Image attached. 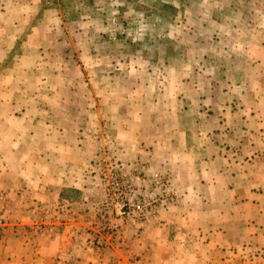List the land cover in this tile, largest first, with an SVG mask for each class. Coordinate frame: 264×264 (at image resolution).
<instances>
[{
  "label": "crops",
  "instance_id": "0c3cea01",
  "mask_svg": "<svg viewBox=\"0 0 264 264\" xmlns=\"http://www.w3.org/2000/svg\"><path fill=\"white\" fill-rule=\"evenodd\" d=\"M5 24L0 23V43H8L0 46V219L7 222L0 223V263L94 264L81 235L90 226L91 190L74 158L90 148L66 137L77 136L79 109L98 123L121 118L128 109L111 83L103 82L106 95L95 94L100 87L84 69V95L60 92L54 101L33 96L25 82L28 69L16 65L18 56L9 60L28 25ZM244 40L240 48L184 49L186 55L173 64L150 67L149 100L143 94L150 86H133L129 97L143 109L140 131L154 142L134 145L126 156H140L150 184L165 179L174 203L151 211L140 237L124 236L122 249L107 264H251L264 247V30ZM227 52L243 63L228 62L221 79L205 75L209 57ZM47 82L39 80L44 89ZM17 85L20 94L13 92ZM39 206L59 210L66 221L58 233L28 238L25 226L37 218Z\"/></svg>",
  "mask_w": 264,
  "mask_h": 264
},
{
  "label": "rangeland",
  "instance_id": "374dc122",
  "mask_svg": "<svg viewBox=\"0 0 264 264\" xmlns=\"http://www.w3.org/2000/svg\"><path fill=\"white\" fill-rule=\"evenodd\" d=\"M18 20L28 26L15 44V52L9 60L14 61L18 56L16 65L22 63L28 69L25 82L29 81L33 96L41 99L51 97L54 101L60 92L69 97L79 93L84 95L82 81H85V75L84 80L81 77L84 69L90 71L89 79L92 78L100 87L95 94L106 95L101 89L103 82L111 83L113 89L119 87L120 100H124V108L128 109V114L124 113L121 118L101 123L96 119L87 121L83 116L85 112L79 109L77 123L83 130L77 128V136L71 134L66 137L68 142L76 138L77 143L88 144L90 148L89 151L81 150L74 157L77 165L82 167L81 178L89 180L92 196L87 217L90 226L81 235H84L86 247L94 256V264H107V260L122 249L123 237L139 238L143 224L149 218L128 215L119 224L110 246H105L106 242L101 238L103 220L100 216L106 190L112 183L110 173L128 180L137 193V200L145 198L150 203L153 193L159 195L161 192L159 185L150 184L149 173L146 175L140 156L135 159L126 156L128 148L134 145L149 147L154 142V136L140 131L144 123L140 116L143 109L140 104H133L129 97L133 94V86L139 81L146 87L150 86L143 94L145 100H149L154 79L150 67L156 69V66L173 64L182 58V54L186 55L184 49L193 52L201 48L211 52L245 46V35L264 30V0H0V23L4 26L5 22L7 28ZM260 26L263 28L259 29ZM231 35L243 40L235 42ZM22 40L26 44L22 45ZM7 44L0 43V46L7 47ZM83 51L90 54H83ZM1 57L4 59V55ZM239 58L229 56V52L224 58L209 57L205 75L224 78L228 74L226 64L243 63ZM4 66L8 67L10 63ZM158 72L163 74L164 70L161 68ZM2 76L0 81L4 80ZM235 77L239 79V76ZM41 78L50 84L47 89L39 84ZM62 86L67 88L63 90ZM221 89L225 87H219ZM20 91V85H17L13 92L20 94ZM50 105L54 106L53 103ZM116 105L114 103L112 107ZM112 114L109 113L108 117ZM53 117L52 127L56 124ZM159 125L164 130L167 128L165 121H160ZM165 205L158 201L154 210ZM38 208L37 218L25 226L28 238L58 233L60 222H65L67 216L61 219V214L57 215L59 210ZM126 212H129L127 208ZM5 222L0 219L1 224ZM2 231L0 227V242L5 238ZM27 260L19 264H29ZM253 261L251 264L264 262V247L256 253Z\"/></svg>",
  "mask_w": 264,
  "mask_h": 264
},
{
  "label": "built area",
  "instance_id": "2783aa9c",
  "mask_svg": "<svg viewBox=\"0 0 264 264\" xmlns=\"http://www.w3.org/2000/svg\"><path fill=\"white\" fill-rule=\"evenodd\" d=\"M116 168L119 167L116 165ZM112 177V183L106 190V199L103 202V209L100 219L103 220L101 225L102 239L106 242V247L110 246V241L115 239V235L119 224L128 215L142 216L148 218L151 215L156 206L154 204L161 201L162 204L171 205L174 203V197L170 194L168 182L165 179L157 181V185L160 186L161 192L159 195H152L150 203L144 198L137 200V193L128 180H123L118 175L115 177L110 173ZM153 207V208H152ZM126 208L129 212H126ZM148 208L150 213L148 212ZM115 214V215H114ZM98 239V238H97Z\"/></svg>",
  "mask_w": 264,
  "mask_h": 264
}]
</instances>
